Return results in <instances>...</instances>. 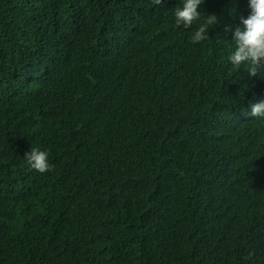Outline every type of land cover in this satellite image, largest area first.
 I'll list each match as a JSON object with an SVG mask.
<instances>
[{
    "label": "trees",
    "instance_id": "1",
    "mask_svg": "<svg viewBox=\"0 0 264 264\" xmlns=\"http://www.w3.org/2000/svg\"><path fill=\"white\" fill-rule=\"evenodd\" d=\"M0 0V264H264V70L247 0ZM48 152L31 169L24 154Z\"/></svg>",
    "mask_w": 264,
    "mask_h": 264
},
{
    "label": "clouds",
    "instance_id": "2",
    "mask_svg": "<svg viewBox=\"0 0 264 264\" xmlns=\"http://www.w3.org/2000/svg\"><path fill=\"white\" fill-rule=\"evenodd\" d=\"M162 0H153V4H160ZM203 0H179L172 14L177 26L189 28L194 21L199 22L192 32L193 43L200 42L208 36L210 26L217 23L214 14L207 15L200 21L201 12L198 10ZM250 9L247 17L240 16V24L235 28L225 25V30L230 31L232 50L227 56L233 68L243 65L250 76L264 70V0H247ZM250 116L254 120L264 121V99L250 105ZM25 160L31 169L38 172L50 170L52 165L48 159V152L39 148H31L24 154Z\"/></svg>",
    "mask_w": 264,
    "mask_h": 264
}]
</instances>
